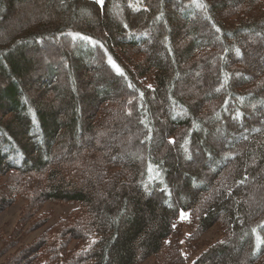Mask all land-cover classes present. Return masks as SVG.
<instances>
[{"label":"trees","instance_id":"16d2710c","mask_svg":"<svg viewBox=\"0 0 264 264\" xmlns=\"http://www.w3.org/2000/svg\"><path fill=\"white\" fill-rule=\"evenodd\" d=\"M19 198L0 264H264V0H0Z\"/></svg>","mask_w":264,"mask_h":264},{"label":"rangeland","instance_id":"374dc122","mask_svg":"<svg viewBox=\"0 0 264 264\" xmlns=\"http://www.w3.org/2000/svg\"><path fill=\"white\" fill-rule=\"evenodd\" d=\"M24 201L22 198L17 199V201L7 209H5L2 213H0V236L2 234L7 235L11 233L14 227L17 224L19 219L20 212L24 206ZM78 202L71 201L66 203H47L44 207V210H51L53 211V219L49 224L54 222L58 217L64 216L68 214L72 209L78 206ZM47 224L46 226H48ZM45 228V227H44ZM44 228L35 231L24 239L25 242L31 241L35 236H37ZM221 233L218 226H214L211 228L203 237V241L212 242L220 238ZM195 256V255H194ZM194 258V257H193ZM192 260V259H191ZM190 260L186 264H190ZM146 264H152V260Z\"/></svg>","mask_w":264,"mask_h":264},{"label":"snow or ice","instance_id":"6c2138e0","mask_svg":"<svg viewBox=\"0 0 264 264\" xmlns=\"http://www.w3.org/2000/svg\"><path fill=\"white\" fill-rule=\"evenodd\" d=\"M96 3L98 5H100L101 7H103V4H104V0H96ZM82 39H88L87 37H81ZM110 63H111V60H110ZM113 67L116 68V70L119 72L120 69L113 63Z\"/></svg>","mask_w":264,"mask_h":264}]
</instances>
